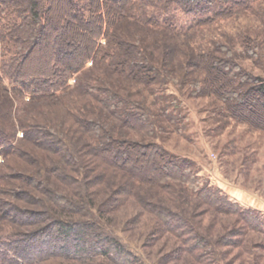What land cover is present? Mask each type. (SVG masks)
I'll return each mask as SVG.
<instances>
[{"label":"trees","instance_id":"16d2710c","mask_svg":"<svg viewBox=\"0 0 264 264\" xmlns=\"http://www.w3.org/2000/svg\"><path fill=\"white\" fill-rule=\"evenodd\" d=\"M256 1L0 0V91L10 99L28 97L27 105L64 100L74 125L58 130L32 117L20 122L19 140L16 129L0 125V225L9 228L0 235V264H103L94 262L99 256L137 264V255L99 220L118 206L120 192H135L130 178L149 188L170 187L182 197L187 192L214 210L237 215L244 231L264 233V213L231 200L201 178L193 161L169 155L155 141L143 142L155 136L161 119L179 126L183 108L169 91L171 69L151 76L149 64L160 56L144 48L142 38L119 30L133 23L179 38L250 10ZM178 14L193 19L190 29L178 27ZM216 55L202 52L192 61L207 74L204 91L218 96L237 121L263 127L264 79ZM109 69L126 78L144 73L142 79L153 84L166 78L153 89L158 110L123 90ZM94 71L104 76L95 82ZM11 114L0 104V123ZM143 155L149 156L144 162ZM180 184L186 192L178 190ZM138 198L179 238L178 252L214 263L212 241L183 210Z\"/></svg>","mask_w":264,"mask_h":264},{"label":"rangeland","instance_id":"374dc122","mask_svg":"<svg viewBox=\"0 0 264 264\" xmlns=\"http://www.w3.org/2000/svg\"><path fill=\"white\" fill-rule=\"evenodd\" d=\"M176 23L185 31L190 29L193 19L178 14ZM119 30L139 37L140 42L142 38L144 48L160 56V62L149 64L154 69L151 76H157L155 72L159 70L171 69L168 76L173 82L169 91L178 97L179 104L175 106L183 108L184 119L179 126L161 119L156 122L155 136L147 137L143 142L155 141L169 155L193 161L201 178L209 180L212 186L221 189L231 200L244 208L264 213V126L251 125L231 117L227 105L218 96L210 90L204 91L206 72L192 66L193 59L202 52H209L232 58L246 72L264 79V0H257L250 10L236 12L179 38L156 30L142 31L140 26L133 23L122 24ZM218 45L221 51H217ZM111 71L107 70V73L110 72L109 77L114 78L123 90L137 97L153 112L158 110L154 104L153 89L166 78L161 77L163 81L153 84L148 83V79H142L144 73L138 78H126ZM103 76L101 71H94L91 78L96 82ZM74 83V79H71L70 84ZM27 101L28 97L10 99L0 91V104L12 113L9 118L1 120L0 125L7 130L16 129L18 140L23 137L20 122L32 117L47 121L58 130L67 126L72 128L73 120L66 115L64 108V104L68 108V102L63 100L53 105H27ZM96 103L99 107V102ZM120 147L126 148L127 145ZM148 157L143 155V162ZM3 163L4 158L1 157L0 164ZM129 180L135 192H120L117 195L118 206L105 211L104 217L99 220L106 230L137 255V264H202L189 253L177 251L181 246L179 238L165 228L160 216L141 206L139 195H146L174 212L183 210L212 241L215 252L213 264H264V233L244 231L241 229L244 223L237 215L225 210H214L187 194L181 184L178 190L186 192L184 197L179 192H173L170 187L154 189L132 178ZM176 198H179L178 201H175ZM8 229L0 225V235L6 234L1 232ZM94 262L114 264L102 256Z\"/></svg>","mask_w":264,"mask_h":264}]
</instances>
